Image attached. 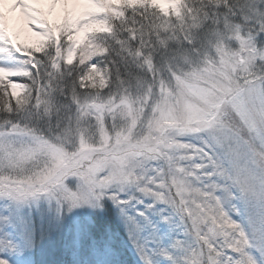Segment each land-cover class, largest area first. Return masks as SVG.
<instances>
[{
    "label": "snow or ice",
    "instance_id": "snow-or-ice-1",
    "mask_svg": "<svg viewBox=\"0 0 264 264\" xmlns=\"http://www.w3.org/2000/svg\"><path fill=\"white\" fill-rule=\"evenodd\" d=\"M0 264H264V0H0Z\"/></svg>",
    "mask_w": 264,
    "mask_h": 264
}]
</instances>
